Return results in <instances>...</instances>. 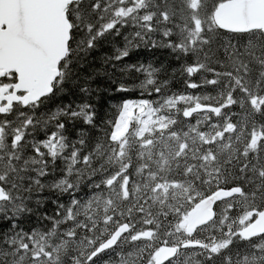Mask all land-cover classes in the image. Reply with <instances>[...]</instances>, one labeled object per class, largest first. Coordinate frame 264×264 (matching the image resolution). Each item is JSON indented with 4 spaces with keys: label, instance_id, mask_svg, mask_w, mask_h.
Returning a JSON list of instances; mask_svg holds the SVG:
<instances>
[{
    "label": "trees",
    "instance_id": "16d2710c",
    "mask_svg": "<svg viewBox=\"0 0 264 264\" xmlns=\"http://www.w3.org/2000/svg\"><path fill=\"white\" fill-rule=\"evenodd\" d=\"M223 1L68 6V52L52 93L0 118L9 196L0 264H156L187 212L232 187L240 193L217 203L213 220L184 234L189 244L162 264H264V235H239L264 211V34L216 27ZM170 97L186 99L163 109L164 129L139 137L130 128L119 149L113 128L124 104L158 107ZM54 134L63 146L52 154L42 142ZM122 224L128 232L97 252ZM41 236L55 242L46 261L31 253Z\"/></svg>",
    "mask_w": 264,
    "mask_h": 264
},
{
    "label": "water",
    "instance_id": "95a60500",
    "mask_svg": "<svg viewBox=\"0 0 264 264\" xmlns=\"http://www.w3.org/2000/svg\"><path fill=\"white\" fill-rule=\"evenodd\" d=\"M77 1L0 0V77L9 72L16 75L11 93L0 96V103L6 101L0 105V113L12 103L26 106L52 93L53 83L60 74L59 65L68 52L71 24L66 10ZM212 19L216 27L226 32L264 34V0L223 1L214 10ZM20 92L23 95L19 96ZM240 191L238 187L218 188L199 200L187 213L186 234L192 235L211 222L215 205ZM8 199L0 185V202ZM128 230L127 224L117 227L98 246L97 252L113 248ZM239 235L244 239L264 235V211L241 229ZM177 250L176 245L160 248L155 254L157 264L174 258Z\"/></svg>",
    "mask_w": 264,
    "mask_h": 264
},
{
    "label": "rangeland",
    "instance_id": "374dc122",
    "mask_svg": "<svg viewBox=\"0 0 264 264\" xmlns=\"http://www.w3.org/2000/svg\"><path fill=\"white\" fill-rule=\"evenodd\" d=\"M185 97H170L162 101L160 106H153L149 101L138 100V101H128L124 104L119 117L117 118L114 128H113V139L118 144V148H122L126 142L127 132L129 129H132L131 134L136 136H153L156 131L164 129L167 124V116L164 113V108H172L179 101H184ZM213 111H218V108H212ZM194 110H191L193 113ZM60 138L54 136L49 137L48 139L42 142V145L46 147L48 152L54 154L60 150ZM119 153V151H118ZM255 218V217H254ZM253 218V219H254ZM252 219V220H253ZM242 224L246 223V220L241 221ZM250 223V222H249ZM248 223V224H249ZM186 226L182 227V232L179 234L172 235L168 241L171 244H183L184 234ZM36 242L31 241L33 248L31 250L32 257L34 259L41 258V256L46 261V258L50 257L51 252L46 250L55 251L54 241L47 240L44 237L36 238ZM30 241V240H29ZM30 248V249H31Z\"/></svg>",
    "mask_w": 264,
    "mask_h": 264
},
{
    "label": "flooded vegetation",
    "instance_id": "af4514ba",
    "mask_svg": "<svg viewBox=\"0 0 264 264\" xmlns=\"http://www.w3.org/2000/svg\"><path fill=\"white\" fill-rule=\"evenodd\" d=\"M16 82V75L13 72L5 73L0 77V96H7L9 93H11L13 89V84ZM2 93V94H1ZM19 96L23 95L22 92L18 93ZM6 104L5 100H1L0 105L3 106ZM28 106V105H27ZM26 107L23 106L20 102L17 103H12L4 113H0V118L4 117L7 115L11 110L14 108H22ZM1 204V203H0Z\"/></svg>",
    "mask_w": 264,
    "mask_h": 264
},
{
    "label": "bare ground",
    "instance_id": "6f19581e",
    "mask_svg": "<svg viewBox=\"0 0 264 264\" xmlns=\"http://www.w3.org/2000/svg\"><path fill=\"white\" fill-rule=\"evenodd\" d=\"M260 32H261V31H260ZM65 57H66V56H65ZM64 59H65V58H64ZM64 59H63V60H64ZM63 60H62V62H63ZM62 62H61V63H62ZM61 63H60V65H61ZM60 65H59V68H60ZM54 135H55L56 137H58L56 134H54ZM54 135H50L49 137L54 136ZM59 138H60V137H59ZM47 139H48V138H47ZM60 140H61V139H60ZM62 146H63V143L60 142V149L62 148ZM56 187H57V186H56ZM67 189H68V188H67ZM13 232H14V231H13ZM11 236H12V235H11ZM16 237H17V236H16ZM18 237H19V236H18ZM21 237H22V236H21ZM19 239H20V238H19ZM11 242H12V241H11ZM17 246H18V245H17ZM23 251H24V250H23ZM23 251H22V252H23ZM18 254H19V253H18ZM76 261H77V260H76Z\"/></svg>",
    "mask_w": 264,
    "mask_h": 264
}]
</instances>
